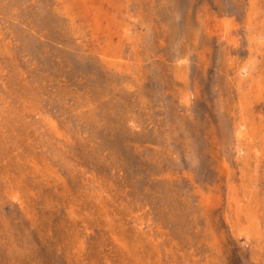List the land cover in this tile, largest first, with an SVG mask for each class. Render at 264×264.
<instances>
[{
  "label": "rangeland",
  "instance_id": "rangeland-1",
  "mask_svg": "<svg viewBox=\"0 0 264 264\" xmlns=\"http://www.w3.org/2000/svg\"><path fill=\"white\" fill-rule=\"evenodd\" d=\"M0 264H264V0H0Z\"/></svg>",
  "mask_w": 264,
  "mask_h": 264
}]
</instances>
